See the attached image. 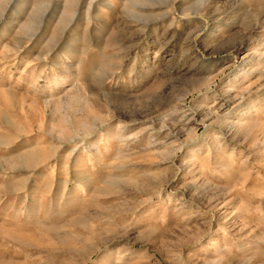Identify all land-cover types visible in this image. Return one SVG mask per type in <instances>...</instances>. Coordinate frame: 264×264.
Segmentation results:
<instances>
[{"label":"rangeland","instance_id":"1","mask_svg":"<svg viewBox=\"0 0 264 264\" xmlns=\"http://www.w3.org/2000/svg\"><path fill=\"white\" fill-rule=\"evenodd\" d=\"M0 264H264V0H0Z\"/></svg>","mask_w":264,"mask_h":264}]
</instances>
